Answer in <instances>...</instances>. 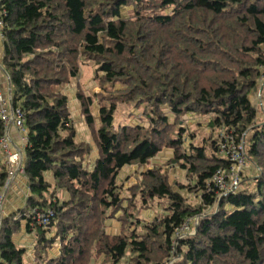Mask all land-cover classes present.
Returning a JSON list of instances; mask_svg holds the SVG:
<instances>
[{
    "label": "trees",
    "instance_id": "obj_1",
    "mask_svg": "<svg viewBox=\"0 0 264 264\" xmlns=\"http://www.w3.org/2000/svg\"><path fill=\"white\" fill-rule=\"evenodd\" d=\"M130 6L125 19L122 8ZM0 18V64L11 106L24 113L29 190L24 207L1 221L0 264H24V250L13 242L21 221L36 234L37 264H91L99 255L102 264H165L174 249L180 264H264V117L251 101L264 66V0H1ZM82 63L96 68L102 91L91 167V147L75 141L67 97L55 90L74 80ZM77 98L92 126L87 103ZM130 105H144L147 127H115L118 107ZM165 110L176 121L212 115L208 125L217 134L184 148V130L174 134ZM260 111L264 116V86ZM221 130L244 142L259 174L251 190L217 200L212 177L230 166L218 155ZM4 131L0 122V140ZM165 148L187 172L197 204L159 168L144 172L121 198L120 171L147 166ZM6 180L0 150V198ZM136 199L143 207L163 202L165 211L150 224H133ZM216 203L217 213L205 216L192 237L176 240L185 222ZM33 210L52 213L47 227L27 217ZM118 211L124 229L109 237L107 213ZM54 243L59 255L48 259L44 251Z\"/></svg>",
    "mask_w": 264,
    "mask_h": 264
},
{
    "label": "rangeland",
    "instance_id": "obj_2",
    "mask_svg": "<svg viewBox=\"0 0 264 264\" xmlns=\"http://www.w3.org/2000/svg\"><path fill=\"white\" fill-rule=\"evenodd\" d=\"M132 12V7H124L122 8V17L125 19L130 18ZM167 14L170 13V10L166 11ZM95 70L96 68L93 64H80L77 77L69 82L68 84H64L55 88L56 91L63 94L67 97L68 108L72 119V124L76 132V128H79L81 125L84 130H87L86 135L83 137L88 140L87 144L91 147V152L87 157L88 160H92L95 157V152L98 153L97 145H96V132L99 128V104L97 95L102 91L98 85V82L95 79ZM3 73V72H2ZM4 76V74H2ZM260 88L261 84L259 83L258 90L251 95V101L253 105L257 108L258 118L261 120L264 116L260 111ZM78 95L83 98V101L87 103L88 111L91 117L93 118V125L88 126L85 122V117L83 115L82 102L78 100ZM144 105L139 108H135L134 106H119L115 115V127H119L120 125H127L131 127L143 126L147 127L148 122L146 117L143 114ZM167 113V111L165 110ZM169 117V122L174 128V134H176L179 130H184V148H188L190 145V141L192 140L193 144H201L203 139L211 138L213 135H216L217 130L212 131L209 127V122L212 115L206 116H194L192 114H188L182 116L179 121H176L172 116L167 113ZM193 136V139H192ZM76 139V134H75ZM86 143V142H84ZM174 151L170 148H165L162 150L160 154H158L154 159L150 161V163L145 167H137V166H128L124 167L117 178V183L120 187L123 188L121 198L126 199L129 197L128 190L137 186L141 181V175L147 170L159 168L165 174L167 178L168 184L175 190L178 191L179 187H184L182 191H180L181 195L188 199L189 203L197 204L198 199L195 192L190 193L187 188L189 184H191V180L189 179L187 172L181 168V162L175 163L173 162ZM89 163V162H88ZM93 161H90V167L93 164ZM259 171L254 166V164L247 160L246 168L243 172V179L239 189H252L253 182L255 178L258 176ZM192 185V184H191ZM136 207L133 210H129L134 215V219H132L133 224L138 220V222L142 224H150L156 217H161L164 213V205L163 202H159L154 200L149 203L148 206H141L139 200L136 199ZM126 206V203H123V207ZM218 205L214 204L213 207L205 210L200 216H195L191 221L189 226V230L184 232L187 236L186 238L192 237L193 233H196V221L199 225L200 220L197 218L201 216L214 215L217 213ZM107 220L104 223V230L107 236L115 237L120 235L122 229H124L123 220L124 213L122 211H118L115 213H107ZM130 231H134V225L130 226ZM19 232V231H18ZM18 232L16 234H18ZM15 234V235H16ZM55 234V230L51 229L50 233L47 235L48 238H52ZM183 235V234H182ZM185 239V237H184ZM37 242V241H36ZM36 242H32L29 246H27L26 250H24L23 254V262L24 264H37L35 258L37 256V251L35 249ZM59 243H54L50 248H46L44 251V255L46 258L51 259L55 258L57 252H59ZM59 255V254H58ZM57 255V256H58ZM56 256V257H57ZM104 255H99L98 257H93L91 264H102V260ZM182 258L180 253L176 250L173 254H171L170 258L166 261L165 264H180ZM121 264H130L128 259H125Z\"/></svg>",
    "mask_w": 264,
    "mask_h": 264
},
{
    "label": "built area",
    "instance_id": "obj_3",
    "mask_svg": "<svg viewBox=\"0 0 264 264\" xmlns=\"http://www.w3.org/2000/svg\"><path fill=\"white\" fill-rule=\"evenodd\" d=\"M1 2V0H0ZM4 27V22L0 18V36L3 37L2 29ZM7 77V75H6ZM8 79V77H7ZM261 86L264 85V66L261 68ZM0 122L3 125L4 130L8 126H13L21 133H26L24 130V113L20 109H14L11 106V96L9 100H6L0 94ZM233 132L225 133L221 130L219 134V144H218V155L221 158H224L229 163V168L217 170L212 177V185L214 192L217 196V200H220L226 196L235 194L239 191L242 179L243 172L246 168V152L245 144L242 141L241 143H236ZM0 149L4 156V165L7 168V180L4 186V190H7L17 173H23L22 168V154L14 150L11 146L9 138L4 134L0 140ZM1 199V198H0ZM218 205V204H217ZM28 215V216H27ZM27 217L31 218L33 221L38 223L42 227H47L49 224V219L52 216L51 212L47 214L39 213L33 210L31 213H28ZM205 216L197 218V220H202ZM193 219L185 222L181 228L175 233L176 240H182L184 237L190 235H185L184 232L189 230V226ZM196 225H198L196 221ZM195 231V230H194ZM183 234V235H182ZM195 233L191 234L194 235ZM177 243L175 244V247ZM175 252V249H174ZM169 264H172L170 262Z\"/></svg>",
    "mask_w": 264,
    "mask_h": 264
},
{
    "label": "crops",
    "instance_id": "obj_4",
    "mask_svg": "<svg viewBox=\"0 0 264 264\" xmlns=\"http://www.w3.org/2000/svg\"><path fill=\"white\" fill-rule=\"evenodd\" d=\"M2 38L3 37L0 36V63H1L3 51H4ZM2 74H4V76ZM0 94L6 100H9V97L12 94L11 86L8 82L5 72L3 71L1 67V64H0ZM76 129L77 130H76L75 141L87 143L88 140L83 137V135L84 136L86 135L85 133H87V130H84V128L81 125H79V128H76ZM4 134H6V136L9 138L12 148L14 150L19 151L22 154V166H23V163L26 160V157H25V147H26V142H27L26 133L25 134L21 133L13 126H8V128L4 131ZM94 155L95 157H93L92 160L90 161L94 162L97 159L98 153L95 152ZM2 157H3V163H4L3 154H2ZM90 161L88 160L89 163ZM45 178L48 183L50 184L54 183L51 173H46ZM28 196H29V190L27 188V183H26V179L24 176V172L17 173L12 183L8 187V189L4 190L2 194V198L0 199V225H1L2 219L8 217L12 213L17 212L18 210L24 207L25 199ZM34 241L35 242L37 241L35 232L33 231L30 232L27 229L25 222L21 221L20 230L18 234L13 236V242L19 249L26 250L27 249L26 247L32 244V242ZM58 254L59 252H57L56 256Z\"/></svg>",
    "mask_w": 264,
    "mask_h": 264
},
{
    "label": "water",
    "instance_id": "obj_5",
    "mask_svg": "<svg viewBox=\"0 0 264 264\" xmlns=\"http://www.w3.org/2000/svg\"><path fill=\"white\" fill-rule=\"evenodd\" d=\"M264 86V85H263ZM262 86V87H263ZM261 90H262V88L260 89V92H261ZM197 229H198V225H196V227H195V232L197 231Z\"/></svg>",
    "mask_w": 264,
    "mask_h": 264
}]
</instances>
